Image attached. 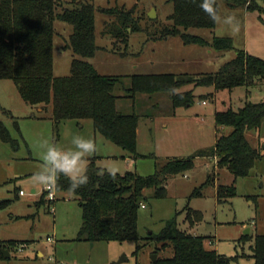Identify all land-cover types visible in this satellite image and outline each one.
I'll use <instances>...</instances> for the list:
<instances>
[{"label":"rangeland","instance_id":"1","mask_svg":"<svg viewBox=\"0 0 264 264\" xmlns=\"http://www.w3.org/2000/svg\"><path fill=\"white\" fill-rule=\"evenodd\" d=\"M57 1L62 6H56V14L70 8L67 3L71 0ZM90 1L96 8L94 36L98 50L88 61L101 75L123 78L124 89H129L130 77L134 75L215 74L236 57L238 50L244 51L246 47L250 55L255 53L259 40L250 31L252 22L264 27V13L242 6L231 8L217 0L216 29H192L188 33L209 44L215 36L230 38L233 48L218 52L210 47L184 45L179 37L151 39L172 14L168 0ZM255 2L264 8V0ZM115 8H134L133 17L140 31L128 33L126 41L107 31L114 17L99 11ZM54 30L53 76L66 77L75 58L68 47L72 28L55 19ZM189 90L193 92L192 103L178 108L173 107L167 93L137 94L131 98L125 90H115L117 110L139 116L133 155L96 133L90 120L65 121L56 128L50 107L40 111L39 107L25 104L12 81L0 80V121L14 141L9 144L0 140V244L15 243L9 247V258L0 257V264H152L154 255L156 259L168 258L172 250L162 249L147 239L151 234H159L173 218L180 230L204 237L205 247L236 258L231 264H253L250 246L256 234L264 233V125L260 132L245 133L249 143L261 149L262 154L245 178H235L227 170L215 168L214 160L199 156L198 152L210 150L218 137L231 131L215 125L217 111L237 110L246 101H263L264 93H247L244 88L215 91L212 87L193 85L179 92ZM76 136L91 139L95 144V151L83 159L85 169L93 161L109 173L148 177L162 172L170 160L193 159L190 170L167 178L166 197L157 199L153 189L144 191L146 199L138 212L137 242L91 243L79 238L82 212L76 197L56 191L53 204L47 201L43 191L46 185L34 174L43 166L47 146L54 144L63 151H73L72 140ZM210 176L212 184L203 188L200 195H193ZM219 185L233 186L235 195L219 201ZM32 189L35 194H31ZM20 190L24 196H18ZM42 193L45 202L36 207ZM243 236L249 238L243 240Z\"/></svg>","mask_w":264,"mask_h":264},{"label":"trees","instance_id":"2","mask_svg":"<svg viewBox=\"0 0 264 264\" xmlns=\"http://www.w3.org/2000/svg\"><path fill=\"white\" fill-rule=\"evenodd\" d=\"M228 7H246L247 10L264 8L255 0H223ZM173 11L151 39L165 40L179 37L184 45H200L215 51L233 48L230 38L213 37L211 44L188 33L192 29L214 30L217 25L219 4L217 0H168ZM70 8L55 13L57 0H0V80L12 81L23 102L39 107L40 111L50 107L55 127L65 121L77 123L90 120L96 133L107 141L133 155L136 154V132L139 116L122 114L116 108L115 90H125L128 97L137 94L153 95L167 93L174 108L192 103V91L179 92L182 88L212 87L215 91H232L244 88L264 93V60L238 50L236 57L224 64L215 74L189 75H134L130 77L129 89L123 88V78L99 74L88 61L98 47L95 45L94 14L96 8L90 0H71ZM202 5L213 10L215 19ZM101 13L114 17L107 31L115 37L127 39L128 33L140 31L133 17L134 8L100 9ZM62 21L72 28L68 47L75 58L71 62L70 74L53 76L54 20ZM129 29V31H128ZM214 123L219 128H230L221 135L214 146L198 155L215 161V168L225 169L235 178H245L261 158V149L253 147L245 137L248 131L260 132L264 125V100L246 101L237 110L228 108L217 111ZM0 140L14 144L5 126L0 121ZM193 159L170 160L160 173L141 177L134 173L121 176L98 168L90 161L85 169L88 182L73 191L72 180L63 173L56 179L57 193H71L78 201L82 212L79 238L88 242H137L138 212L145 200L144 191L153 189L154 198L166 197L167 178L183 173L193 167ZM208 177L193 195L211 185ZM235 195L233 186L219 185L216 196ZM45 202L44 194L36 202L39 207ZM187 219H190V213ZM193 222L190 221V224ZM249 237L243 236L246 240ZM162 249L170 247L171 257L158 258L152 264H231L236 258L217 254L205 247V238L190 235L177 227L175 219L169 220L161 232L147 239ZM14 242L0 244L1 250L9 251ZM23 246V245H22ZM139 247H137L138 249ZM156 249H158L156 247ZM253 264H264V233L256 234L250 246ZM157 253V252H155Z\"/></svg>","mask_w":264,"mask_h":264},{"label":"clouds","instance_id":"3","mask_svg":"<svg viewBox=\"0 0 264 264\" xmlns=\"http://www.w3.org/2000/svg\"><path fill=\"white\" fill-rule=\"evenodd\" d=\"M202 7L215 19V14L210 7L207 5H202ZM231 19L232 17H229V20ZM72 143L75 146L73 151H63L54 144L47 146L43 155V166L34 174L41 184L51 186L58 179L60 173L69 176L72 180L73 191L87 184L88 177L85 174L83 159L86 154L95 151V144L91 139L80 136L74 137Z\"/></svg>","mask_w":264,"mask_h":264},{"label":"crops","instance_id":"4","mask_svg":"<svg viewBox=\"0 0 264 264\" xmlns=\"http://www.w3.org/2000/svg\"><path fill=\"white\" fill-rule=\"evenodd\" d=\"M252 24L254 26L252 25L253 28L250 31H251L252 35H254L256 37V39L259 40V42H257L258 45H259V49L256 48L257 50H256L255 53H252V56L257 57V58H259L261 60H264V27L261 24H259L258 22H256V21L254 23L252 22ZM216 27H217V25H216ZM216 27H215V29H216ZM219 36H221V35H219ZM244 48H245L244 51L247 54H249V51H247L246 47H244ZM35 192L36 191L34 189L31 190V194H35ZM18 196H20L19 195V191H18ZM35 205H36V203H35Z\"/></svg>","mask_w":264,"mask_h":264},{"label":"built area","instance_id":"5","mask_svg":"<svg viewBox=\"0 0 264 264\" xmlns=\"http://www.w3.org/2000/svg\"><path fill=\"white\" fill-rule=\"evenodd\" d=\"M43 191L46 193V199L50 204H53V202L56 200V188H55V183L52 184L51 186H45L43 188ZM19 195L23 196L24 192L19 191ZM143 207V205L141 206ZM211 243H209L210 245Z\"/></svg>","mask_w":264,"mask_h":264},{"label":"water","instance_id":"6","mask_svg":"<svg viewBox=\"0 0 264 264\" xmlns=\"http://www.w3.org/2000/svg\"><path fill=\"white\" fill-rule=\"evenodd\" d=\"M152 15H154V17H155L154 12L152 13ZM150 17L152 18L153 16H150ZM248 233H249V230L246 229L245 234H248ZM1 254H2V256H3L4 258H9V256H10L9 251H8V250H5V249H2V250H1ZM155 262H156V256L154 255V256L152 257V263H155Z\"/></svg>","mask_w":264,"mask_h":264}]
</instances>
